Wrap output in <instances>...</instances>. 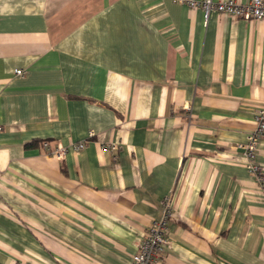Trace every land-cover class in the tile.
<instances>
[{
  "label": "crops",
  "instance_id": "crops-1",
  "mask_svg": "<svg viewBox=\"0 0 264 264\" xmlns=\"http://www.w3.org/2000/svg\"><path fill=\"white\" fill-rule=\"evenodd\" d=\"M262 106L264 20L0 0V264H132L168 196L156 264H264V197L239 148ZM82 141L62 160L42 148ZM257 161L264 177V137Z\"/></svg>",
  "mask_w": 264,
  "mask_h": 264
},
{
  "label": "built area",
  "instance_id": "built-area-1",
  "mask_svg": "<svg viewBox=\"0 0 264 264\" xmlns=\"http://www.w3.org/2000/svg\"><path fill=\"white\" fill-rule=\"evenodd\" d=\"M178 5H184L191 10H201L204 20H208L212 13L226 15L246 21L264 20V1L249 0L247 3H240L234 0H173ZM18 76L23 75L22 70H15ZM255 127L247 134L244 143L239 145L241 157L244 160L245 169L256 178L261 186L264 197V177L262 168L257 161L258 145L264 137V106L259 107L254 116ZM1 130V128H0ZM95 132L88 133V139L95 137ZM86 141L72 143L68 146L43 142L42 148L47 153L59 160H62L67 152H80L86 146ZM114 149L116 146H109ZM172 214L171 197L162 201L160 217L154 220L148 227L144 239L138 246L137 252L132 256V264H156L159 256L163 255L169 245L167 238L168 220Z\"/></svg>",
  "mask_w": 264,
  "mask_h": 264
}]
</instances>
